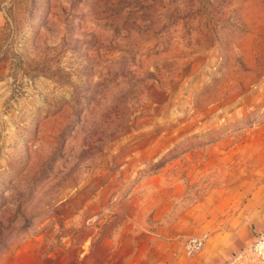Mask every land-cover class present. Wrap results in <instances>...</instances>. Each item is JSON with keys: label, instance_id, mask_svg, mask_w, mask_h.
Wrapping results in <instances>:
<instances>
[{"label": "rangeland", "instance_id": "rangeland-1", "mask_svg": "<svg viewBox=\"0 0 264 264\" xmlns=\"http://www.w3.org/2000/svg\"><path fill=\"white\" fill-rule=\"evenodd\" d=\"M259 188L264 0H0V264H85Z\"/></svg>", "mask_w": 264, "mask_h": 264}, {"label": "crops", "instance_id": "crops-1", "mask_svg": "<svg viewBox=\"0 0 264 264\" xmlns=\"http://www.w3.org/2000/svg\"><path fill=\"white\" fill-rule=\"evenodd\" d=\"M229 202L225 197L218 202L220 205L211 202L206 210L200 206L198 211H185L164 233L146 230L149 238L145 244L142 237L131 234L127 243L122 244L114 236L106 247L107 238L99 237L105 241L100 240L96 252L85 254L84 263L97 260V264H223L233 252L249 244L255 234L264 232V188L258 189L257 200L247 194L242 195L240 204L230 205ZM202 236H205L203 248L192 257H186L181 247L178 250L172 247L165 253L153 250L150 240V237L160 239L174 246L175 242Z\"/></svg>", "mask_w": 264, "mask_h": 264}, {"label": "built area", "instance_id": "built-area-1", "mask_svg": "<svg viewBox=\"0 0 264 264\" xmlns=\"http://www.w3.org/2000/svg\"><path fill=\"white\" fill-rule=\"evenodd\" d=\"M204 242L205 236L185 240V255L192 257L197 254L203 248ZM223 264H264V232L255 234L249 244L233 252Z\"/></svg>", "mask_w": 264, "mask_h": 264}]
</instances>
